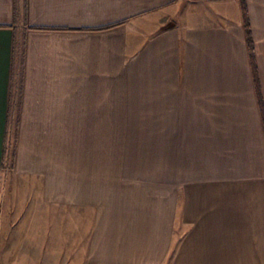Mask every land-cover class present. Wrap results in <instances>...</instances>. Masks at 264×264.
<instances>
[{
	"label": "crops",
	"instance_id": "crops-1",
	"mask_svg": "<svg viewBox=\"0 0 264 264\" xmlns=\"http://www.w3.org/2000/svg\"><path fill=\"white\" fill-rule=\"evenodd\" d=\"M258 94L264 0H0V264H264Z\"/></svg>",
	"mask_w": 264,
	"mask_h": 264
},
{
	"label": "rangeland",
	"instance_id": "rangeland-1",
	"mask_svg": "<svg viewBox=\"0 0 264 264\" xmlns=\"http://www.w3.org/2000/svg\"><path fill=\"white\" fill-rule=\"evenodd\" d=\"M137 131H139V130H137ZM136 136L139 139L138 135H136ZM133 147H137V149H136V151L138 153L137 158H139L140 160H136V161L131 160L130 163L132 165L130 167L126 165L128 163L127 161H124L121 165L120 155L122 152H120L118 154V152H113L111 149H109V151H106L107 191L109 190L108 184H110L109 182H111V180L113 179V174L115 173V168H128V169L133 168L134 170H137V172H142V174H145V173L150 174L149 171H152V170H147L145 168V166H147L148 168L151 167L154 169L157 167H160L161 162L159 160H153V158L154 159L156 158L154 153H156L159 150V148H160L159 145L154 144V145L149 146V147L138 145V146H133ZM147 153H149V155H147ZM145 157L148 158V160H146ZM127 160H129V159H127ZM138 170H140V171H138Z\"/></svg>",
	"mask_w": 264,
	"mask_h": 264
},
{
	"label": "trees",
	"instance_id": "trees-1",
	"mask_svg": "<svg viewBox=\"0 0 264 264\" xmlns=\"http://www.w3.org/2000/svg\"><path fill=\"white\" fill-rule=\"evenodd\" d=\"M243 16H244V28H245V35H246V46H247V53L249 56V62L251 64L252 67V75H253V79L256 83L257 81V75H256V68H255V62H254V47H253V41L249 32V27H248V22H247V18H246V11H245V7L243 6ZM257 91H258V87H257ZM258 93V92H257ZM258 101H259V105H260V112H261V118L264 122V112L262 109V105H261V99H260V94H258Z\"/></svg>",
	"mask_w": 264,
	"mask_h": 264
}]
</instances>
